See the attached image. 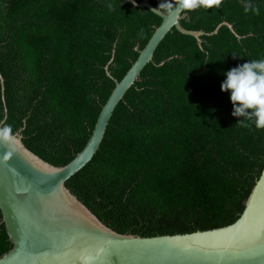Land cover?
<instances>
[{
	"label": "trees",
	"instance_id": "obj_1",
	"mask_svg": "<svg viewBox=\"0 0 264 264\" xmlns=\"http://www.w3.org/2000/svg\"><path fill=\"white\" fill-rule=\"evenodd\" d=\"M178 2L150 0L164 14ZM183 14L186 30L212 33L226 22L238 37L222 27L199 44L173 29L117 106L96 155L67 182L119 234L231 225L264 168V129L238 123L220 90L228 69L264 58V0H222ZM161 23L129 0H0L2 129L21 130L31 152L67 165L87 144L114 80ZM11 248L0 212V257Z\"/></svg>",
	"mask_w": 264,
	"mask_h": 264
},
{
	"label": "water",
	"instance_id": "obj_2",
	"mask_svg": "<svg viewBox=\"0 0 264 264\" xmlns=\"http://www.w3.org/2000/svg\"><path fill=\"white\" fill-rule=\"evenodd\" d=\"M132 4L156 14L162 23L121 81L114 80L106 68L115 88L87 144L70 163L55 167L42 160L24 145L21 130L0 135V212L12 244L0 257V264H264V168L236 222L174 236L119 234L67 187L96 155L117 106L139 81L144 68L154 62L156 49L173 29L199 44L201 37L217 35L222 27L236 35L226 22L212 33L184 29L181 20L185 10L179 2L169 14L154 8L150 0H134ZM0 84L4 93L1 73ZM6 118L5 107L0 133H5L2 125Z\"/></svg>",
	"mask_w": 264,
	"mask_h": 264
},
{
	"label": "clouds",
	"instance_id": "obj_3",
	"mask_svg": "<svg viewBox=\"0 0 264 264\" xmlns=\"http://www.w3.org/2000/svg\"><path fill=\"white\" fill-rule=\"evenodd\" d=\"M130 2L134 3V0ZM220 3L221 0H179V7L191 11L218 7ZM172 10L171 4L165 5L166 12L170 13ZM247 10L246 8L245 11ZM224 76L220 90L229 93L233 108L231 114L239 117L238 123L245 127L248 126L246 122H250L256 129H264V58L238 64L228 69ZM0 135H6V132Z\"/></svg>",
	"mask_w": 264,
	"mask_h": 264
}]
</instances>
